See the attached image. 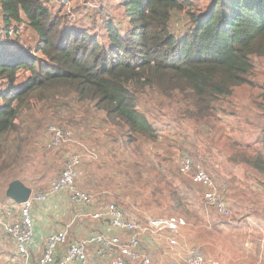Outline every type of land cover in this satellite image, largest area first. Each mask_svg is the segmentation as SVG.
I'll list each match as a JSON object with an SVG mask.
<instances>
[{"label": "rangeland", "instance_id": "obj_1", "mask_svg": "<svg viewBox=\"0 0 264 264\" xmlns=\"http://www.w3.org/2000/svg\"><path fill=\"white\" fill-rule=\"evenodd\" d=\"M189 1L191 6L173 12L168 23L170 33L177 38L193 27L188 11L199 15L207 10L211 0ZM63 4L69 6L74 20L67 18L66 7L60 0H48L46 4L52 14L61 16L60 27L86 31L102 43L105 21L122 11L119 0H65ZM21 18L18 29L7 32L8 38L17 46L33 50L34 31L25 17ZM2 27L0 18V38L5 37ZM251 60L249 84L217 98L212 114L200 123L187 115V110L194 109L193 96L187 98L188 90L164 92L156 86L138 90L137 108L155 129L153 139L139 137L131 141L125 125L110 123L102 111L87 102L54 107L55 113L46 108L38 112L40 103L34 105L0 142V202L13 180H22L36 191L46 189L67 158L78 154L82 173L77 186L99 206L116 204L127 217L141 221L160 216L185 219L186 226L179 231L176 245L163 247L161 237L143 236L156 242L150 247L144 243L153 264H184L192 253H210L208 257H212L216 247H221L224 257L225 246L234 252L229 262L226 258L227 264H264V176L237 158L264 153L260 142L264 56ZM21 71L17 83L24 82L29 75L28 71ZM6 88L5 83H0V93ZM67 99L69 96L64 95L61 101ZM3 103L0 98V105ZM49 125L70 130L72 140L59 149H47L44 131ZM182 156L204 169L225 199L230 197L233 206L228 219L207 206L202 187L179 171ZM223 188H230V192H223ZM2 235L0 264H21L17 255H10L14 254L8 243L12 239ZM197 238L199 242L195 241Z\"/></svg>", "mask_w": 264, "mask_h": 264}, {"label": "trees", "instance_id": "obj_2", "mask_svg": "<svg viewBox=\"0 0 264 264\" xmlns=\"http://www.w3.org/2000/svg\"><path fill=\"white\" fill-rule=\"evenodd\" d=\"M47 1L0 0L6 36L0 38V83L7 86L0 93V142L34 105L40 103L38 112L55 113L54 107L77 101L93 105L112 124L125 125L131 141L153 139L155 129L137 108L138 90H188L194 109L187 115L200 123L217 98L249 84L251 58L264 56V0H211L199 15L188 11L193 27L181 38L170 33L168 23L191 1L119 0L122 11L105 21L104 43L86 31L60 27L62 18ZM22 16L35 34L33 50L6 35L18 29ZM21 70L29 75L17 83ZM260 142L264 148V120ZM237 158L264 176V153Z\"/></svg>", "mask_w": 264, "mask_h": 264}, {"label": "built area", "instance_id": "obj_3", "mask_svg": "<svg viewBox=\"0 0 264 264\" xmlns=\"http://www.w3.org/2000/svg\"><path fill=\"white\" fill-rule=\"evenodd\" d=\"M61 2L63 3V1ZM63 5L66 7L67 18L74 20L75 17L69 6ZM44 134L48 137L46 148L51 150L59 149L72 140L70 130L53 125L47 126ZM80 163V156L72 154L46 189L41 191L31 189L28 198L21 203H0V233L12 239L15 254L24 264H89V247L99 262L104 264H153L150 255L145 250L144 235L162 237L169 246L177 244L179 231L186 226L183 217H149L145 221H141L137 218L127 217L116 204L107 203L98 206L97 209L86 213V215L92 221L100 223V226L105 224L115 230V233L108 234L92 227V231L84 238L75 240L71 239L69 235V224L48 235L43 245L38 246L33 237L31 214L35 202L44 201L51 195L65 191L69 194L70 201L74 205L88 206L94 203L95 199L77 186L81 176ZM179 171L189 176L192 183L202 187L204 203L213 208L218 216L223 218L230 216L225 197L204 169L194 164L189 157L182 156L179 160ZM184 264L224 263L215 257L192 253Z\"/></svg>", "mask_w": 264, "mask_h": 264}, {"label": "crops", "instance_id": "obj_4", "mask_svg": "<svg viewBox=\"0 0 264 264\" xmlns=\"http://www.w3.org/2000/svg\"><path fill=\"white\" fill-rule=\"evenodd\" d=\"M81 173L82 171L80 170V174ZM26 186L32 189L30 186L28 185ZM222 190L223 192L224 190L225 192H230L229 191L230 188L229 190L226 188H223ZM5 191L6 189L4 190V200L1 201L0 203H3V204L16 203L6 196ZM226 202H227L228 207L232 208L233 203L230 201L229 196H227ZM98 206L99 205L95 201L94 203H91L88 206L81 205V204L74 205L70 201L69 194L65 191L59 192L55 195H51L44 201L35 202L31 210V214L33 217V237H34L35 243L38 246L43 245L48 235L55 233L60 229H63L69 224H70L69 235L71 239H75V240L84 238L89 232L92 231V227H94L98 231H104L108 234L115 233V230L105 226V224L100 226V223H96L92 221L89 218V216L86 215V213L97 209ZM199 240L200 239L197 238L195 241L199 242ZM143 241L146 244V246L148 245L149 247L155 245L156 243L154 240L151 241L149 237H144ZM162 245L163 247L169 246L163 238H162ZM260 247H262V245H260ZM220 248L221 247H216L215 254H213L212 257L218 258L222 263H226V258H227L229 262L231 259V256L234 254L233 250L231 248L228 250L227 246L222 248L223 250H226L225 252L227 253L226 256L223 257V255L221 254ZM88 250H89V255H90L89 264H104V263L99 262V260L95 257L90 247L88 248ZM208 254L207 256H209ZM10 255L16 257L15 252L14 254H11L10 252ZM21 264H24V263L21 262Z\"/></svg>", "mask_w": 264, "mask_h": 264}, {"label": "water", "instance_id": "obj_5", "mask_svg": "<svg viewBox=\"0 0 264 264\" xmlns=\"http://www.w3.org/2000/svg\"><path fill=\"white\" fill-rule=\"evenodd\" d=\"M31 189L20 180L11 181L6 188L5 194L16 203L25 201L30 195Z\"/></svg>", "mask_w": 264, "mask_h": 264}, {"label": "clouds", "instance_id": "obj_6", "mask_svg": "<svg viewBox=\"0 0 264 264\" xmlns=\"http://www.w3.org/2000/svg\"><path fill=\"white\" fill-rule=\"evenodd\" d=\"M11 30V29H10ZM6 37V36H5Z\"/></svg>", "mask_w": 264, "mask_h": 264}]
</instances>
